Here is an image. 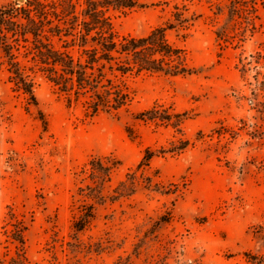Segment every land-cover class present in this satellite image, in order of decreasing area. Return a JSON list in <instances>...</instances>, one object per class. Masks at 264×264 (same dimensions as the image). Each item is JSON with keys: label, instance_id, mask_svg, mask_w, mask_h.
<instances>
[{"label": "rangeland", "instance_id": "obj_1", "mask_svg": "<svg viewBox=\"0 0 264 264\" xmlns=\"http://www.w3.org/2000/svg\"><path fill=\"white\" fill-rule=\"evenodd\" d=\"M70 1L79 14L86 0ZM134 1L105 10L117 38L144 36L177 11L193 20L166 37L196 72L121 73L107 64L103 86L122 101L117 109L94 111L89 93L63 91L51 78L58 65L30 35L0 29L36 99L16 87L0 51V264L264 260V3L238 10L218 37L228 0ZM25 2L0 0V7L22 14ZM44 37L57 47L71 38ZM150 108L172 116L137 118ZM147 149L154 155L139 165ZM92 158L110 165L106 193L133 171L137 188L97 205L71 252L72 204L85 200L79 187L90 183ZM146 177L158 188L144 187Z\"/></svg>", "mask_w": 264, "mask_h": 264}, {"label": "trees", "instance_id": "obj_2", "mask_svg": "<svg viewBox=\"0 0 264 264\" xmlns=\"http://www.w3.org/2000/svg\"><path fill=\"white\" fill-rule=\"evenodd\" d=\"M258 1L264 3V0H228L224 23L217 28L216 35L224 36L225 27L233 22L237 11L248 5L254 8ZM25 4L26 7L19 9L23 10L22 14L17 10L13 12L6 7H0V29L21 36L30 35L34 39L37 52L59 67L60 72L51 77L52 81L63 91L74 88L76 92L89 93L94 111L98 107L106 106L117 109L122 102L116 97H111L109 87L103 86L107 64L111 65L110 67L115 66L121 73L133 67L169 76L190 75L196 72L194 67L184 64L181 49L171 44L166 37L168 30L179 34L193 20L182 17L177 11L172 14V19L153 28L144 36H125L118 39L105 10L109 7H133L137 4L134 0H86L79 14L70 0H26ZM45 34L58 39L63 36L71 38L65 39L63 45L57 47L51 39L44 37ZM74 47L80 52L77 58L68 51V48ZM11 48L12 45L0 36V51L14 84L36 104L32 85L19 69ZM119 98L123 100L122 95ZM136 116L141 119L169 120L172 115L150 108ZM40 118L45 130L46 121L43 117ZM186 144V141H182L175 149H183ZM153 155L154 151L147 149L139 165H147ZM89 165L90 183L79 187V194L85 200L78 204V200L74 199L72 204L76 205V213L70 225V240L67 242L71 252H75L79 247V233L93 220L97 205L115 202L120 197L133 194L137 188L133 171L127 173L110 193H106L105 187L110 180V165L101 158L90 159ZM144 187L158 188L151 183L149 177L144 179ZM15 239L23 243L19 236ZM249 258L255 264H264L262 257L249 255Z\"/></svg>", "mask_w": 264, "mask_h": 264}, {"label": "water", "instance_id": "obj_3", "mask_svg": "<svg viewBox=\"0 0 264 264\" xmlns=\"http://www.w3.org/2000/svg\"><path fill=\"white\" fill-rule=\"evenodd\" d=\"M17 1H23V0H17Z\"/></svg>", "mask_w": 264, "mask_h": 264}]
</instances>
